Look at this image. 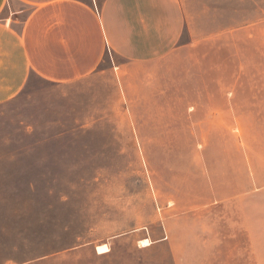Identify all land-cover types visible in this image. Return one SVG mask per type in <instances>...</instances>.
<instances>
[{"label":"rangeland","instance_id":"374dc122","mask_svg":"<svg viewBox=\"0 0 264 264\" xmlns=\"http://www.w3.org/2000/svg\"><path fill=\"white\" fill-rule=\"evenodd\" d=\"M187 7L209 97L223 84L239 103H189V82L126 95L107 71L31 75L0 103V264H264V0Z\"/></svg>","mask_w":264,"mask_h":264},{"label":"crops","instance_id":"0c3cea01","mask_svg":"<svg viewBox=\"0 0 264 264\" xmlns=\"http://www.w3.org/2000/svg\"><path fill=\"white\" fill-rule=\"evenodd\" d=\"M189 2L0 0V103L17 96L33 74L60 85L107 71L126 95L128 84L189 82L190 93L199 94L194 102L190 97L189 103L238 104L234 88L232 96L225 97L223 84H214L209 97L207 36H195ZM108 52L110 66L101 69ZM224 56L217 55L222 62H216L217 72ZM178 74L189 76L178 78ZM193 79L199 80L198 85L192 84ZM252 167L264 168V163Z\"/></svg>","mask_w":264,"mask_h":264},{"label":"bare ground","instance_id":"6f19581e","mask_svg":"<svg viewBox=\"0 0 264 264\" xmlns=\"http://www.w3.org/2000/svg\"><path fill=\"white\" fill-rule=\"evenodd\" d=\"M150 243L151 242H150L149 239H144V240L141 241V244L143 246H148V245H150ZM97 251H98V253H106V252L109 251V246L107 244L98 245L97 246Z\"/></svg>","mask_w":264,"mask_h":264},{"label":"built area","instance_id":"2783aa9c","mask_svg":"<svg viewBox=\"0 0 264 264\" xmlns=\"http://www.w3.org/2000/svg\"><path fill=\"white\" fill-rule=\"evenodd\" d=\"M98 10V9H97Z\"/></svg>","mask_w":264,"mask_h":264}]
</instances>
